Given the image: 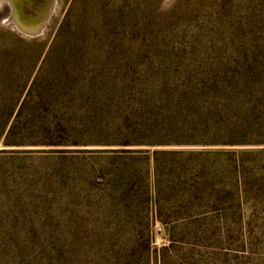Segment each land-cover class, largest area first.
I'll use <instances>...</instances> for the list:
<instances>
[{"label":"rangeland","instance_id":"1","mask_svg":"<svg viewBox=\"0 0 264 264\" xmlns=\"http://www.w3.org/2000/svg\"><path fill=\"white\" fill-rule=\"evenodd\" d=\"M6 13L0 264H264V0H55L39 37ZM67 73L91 83L84 99L78 83L65 89ZM199 84L226 92L187 89ZM31 86L24 116L52 112L66 145H5L4 116ZM227 99L261 132L190 144L201 140L190 127L223 115ZM202 150L247 152L258 171L225 190L219 166L214 179L189 173L203 159L189 152Z\"/></svg>","mask_w":264,"mask_h":264},{"label":"trees","instance_id":"2","mask_svg":"<svg viewBox=\"0 0 264 264\" xmlns=\"http://www.w3.org/2000/svg\"><path fill=\"white\" fill-rule=\"evenodd\" d=\"M65 78L64 87L68 91L71 88L72 81L78 83L80 89V97L84 99L87 94V89H91V83L88 82L84 77L78 76L79 80L75 77H69L67 73ZM37 80L35 79L32 83V86L36 85ZM32 86L29 89L27 96L24 98L23 102L20 104L17 112L13 115V111L6 113L5 121L2 126V135H4V143L7 146H44V147H59L64 146L68 142H65L63 134L66 133L65 127L61 123H56L55 115L52 112L47 114L41 113H32L27 116H24V106L28 103V100L32 98ZM48 88L47 85L44 86L43 90ZM188 90L197 92V91H205V92H223L226 90L211 84H199L198 88H194L193 86H189ZM251 89V88H250ZM241 91H251V90H241ZM240 91V92H241ZM35 100V106L40 108L46 104V98L44 96H35L33 98ZM69 99H67L68 101ZM48 104V103H47ZM237 106L232 104L229 99L225 102V106L223 107V115L220 112L215 113V115L207 116L203 121V124H196L190 127V131L192 134V139H201V140H192L190 144H200L204 146H233L241 144L235 140L237 136H246V135H255L261 132V129L257 128L252 118L249 117L250 111H245L244 114L246 117H239V109H235ZM31 116L32 118H36L38 116H42L47 118V122L39 125H35L34 128L27 127L22 125V118H26ZM227 122V123H225ZM33 133V138L31 141L23 140L29 132ZM199 137V138H198ZM252 139V138H251ZM247 143V142H246ZM139 152V153H147ZM124 154L131 155V151H124ZM167 153V152H161ZM183 152H177V154H182ZM153 158L158 156L160 152L153 151ZM247 152H237V151H225V150H202L198 152H189V156L203 158L202 162H192L187 168L190 174L201 176L202 172H206V176L204 178L203 174L201 179H209L215 178V171L218 166L220 171L224 173V181L220 182L219 185L224 186L226 190L227 181L229 180V184L233 185L235 182H239L240 179L248 180L252 178L256 174V169L253 167H246L244 162V157ZM156 161V159H155ZM220 162V164H219ZM183 169L184 167L181 166ZM264 173V168L261 170ZM236 179V181H235ZM264 179V178H263ZM204 181V180H203ZM194 187H199V185H204V182L197 181V183H193ZM229 189V188H228Z\"/></svg>","mask_w":264,"mask_h":264},{"label":"flooded vegetation","instance_id":"3","mask_svg":"<svg viewBox=\"0 0 264 264\" xmlns=\"http://www.w3.org/2000/svg\"><path fill=\"white\" fill-rule=\"evenodd\" d=\"M49 1L50 0H21L20 3L18 0H0V12H7L3 20H10L7 25L12 26L17 32L23 34L24 32L21 31L11 19H16V17L19 16L22 24L33 22L35 25H40L45 22L44 26L46 27L49 21V19L45 20ZM34 33L35 30L31 34L33 35Z\"/></svg>","mask_w":264,"mask_h":264},{"label":"bare ground","instance_id":"4","mask_svg":"<svg viewBox=\"0 0 264 264\" xmlns=\"http://www.w3.org/2000/svg\"><path fill=\"white\" fill-rule=\"evenodd\" d=\"M53 5H54V2L52 3V1L50 0L49 6H48V10L51 7H53ZM44 23L40 24L39 27H30V26H27V25H23V28L21 26H19V28H20L21 31H23L25 33H30L31 34L34 30H35V33H37V32L41 33L43 31Z\"/></svg>","mask_w":264,"mask_h":264},{"label":"water","instance_id":"5","mask_svg":"<svg viewBox=\"0 0 264 264\" xmlns=\"http://www.w3.org/2000/svg\"><path fill=\"white\" fill-rule=\"evenodd\" d=\"M54 2V5L53 7H51L48 11H47V14H46V20L49 19V17L51 16V14L53 13L54 11V6H55V0H52V3ZM39 35H41L39 32L37 33H34L33 35H31V37H38Z\"/></svg>","mask_w":264,"mask_h":264}]
</instances>
